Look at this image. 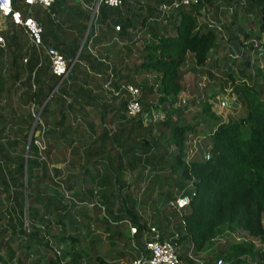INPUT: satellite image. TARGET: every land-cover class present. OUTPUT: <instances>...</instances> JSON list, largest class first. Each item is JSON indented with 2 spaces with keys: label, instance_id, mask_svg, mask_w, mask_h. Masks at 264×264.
Masks as SVG:
<instances>
[{
  "label": "trees",
  "instance_id": "obj_1",
  "mask_svg": "<svg viewBox=\"0 0 264 264\" xmlns=\"http://www.w3.org/2000/svg\"><path fill=\"white\" fill-rule=\"evenodd\" d=\"M164 1L167 0H144L147 4L140 8L145 14L143 18L123 19L115 29L121 38L124 28H133L136 22L144 36L152 38L142 43V62L138 67L146 74L155 75L156 86L153 90L148 83L142 84L139 101L142 113L148 109V95L156 94L158 103L165 110L159 119L145 118L149 110L135 118H125L124 97H118L117 103H108L102 98L88 102L85 98L91 90L85 92V86L80 88L82 93L78 90L71 93L70 90L78 85L72 77V71L78 68L76 62L71 66L67 80L60 81L46 99L57 78L50 72L46 54L44 57L40 49L29 45L32 49L22 69L27 75L20 84V104L22 108L33 105L38 122L32 126V117L21 115L19 124L22 126H18L13 138L2 136L5 120L14 119L15 115L8 116L0 104V196H3L0 207L4 203V208L0 209V256H4L7 264L13 259L18 264H27L32 257L34 260L28 264H90L91 260H94L91 264H108L103 256L114 254L110 259L119 258L121 254L111 249L122 239L128 242L133 238L135 244L140 245L147 224L156 225L162 238H172L175 244L182 245L178 257L184 264H193L196 260L193 255L206 249L212 240L225 232L253 235L254 214L259 208L264 210V101L261 100L264 94V0H244L240 13L252 15L249 30L232 31L233 34L242 33L246 40L256 27L254 39L257 44L250 43L248 47L261 57L262 64L258 66L249 58L242 64L245 68L255 67L254 76L260 80L261 88L257 90L250 86L242 70L233 81L229 70L226 76L238 90L234 93L244 107L239 112L234 111L231 120L209 124L204 133L198 130L199 121L184 119L181 111L186 106L178 107L172 103L182 91V65L189 59L193 67L206 64L209 51L217 50L222 42V38H217L222 31L219 25L198 22L200 3L227 13L229 7L233 9L232 0H198L165 15L162 22L156 20V6ZM15 3L13 0L16 7ZM232 11L228 14L234 23L239 14L237 10ZM230 39L238 38L230 36ZM16 57L12 55V62L15 63ZM42 69L49 70L50 84H39L37 74L42 73ZM20 75L17 73L12 77L13 83ZM4 84L3 81L0 83V92ZM9 89L8 86L6 96ZM78 94L82 97H77ZM85 107L99 111L101 146L91 142L78 152L72 145L89 137L87 127L93 123L83 110ZM202 108V113L207 115L205 107ZM20 112L23 114L24 110ZM108 117L115 121L114 131L107 127ZM122 119L125 124L120 123ZM198 132V144L201 143L202 148L196 156H189L186 142ZM40 138L44 149L39 154L33 141ZM59 140L81 160L78 172L66 175L62 182L56 180L59 168L53 166L49 172L44 157L51 154ZM162 141L171 150H165ZM204 151L208 152L206 159L203 158ZM166 169L173 175L169 179L180 190L177 195L188 198L180 215L173 207L175 196L169 189L163 191L164 187L158 183L162 176L159 172ZM131 172L134 176L128 180L121 175L127 176ZM45 187L50 188L51 193L45 192ZM59 187L68 193V204L58 197L56 189ZM155 189L160 203L149 216V222L140 211L149 202H154ZM163 195L166 196L164 200ZM167 201L170 212L158 216V213H165ZM99 206L104 211L100 216L95 215ZM25 213L28 229L23 226ZM176 214L172 232L166 231L168 217ZM91 224H95L92 230L89 229ZM127 224L135 228L131 236ZM90 234H93L91 238ZM189 251L192 256L188 255ZM217 258L222 264H263L264 247L255 249L251 243L235 244ZM214 260L208 259L204 264H212Z\"/></svg>",
  "mask_w": 264,
  "mask_h": 264
},
{
  "label": "rangeland",
  "instance_id": "obj_2",
  "mask_svg": "<svg viewBox=\"0 0 264 264\" xmlns=\"http://www.w3.org/2000/svg\"><path fill=\"white\" fill-rule=\"evenodd\" d=\"M239 1V2H238ZM230 5L233 6V11L237 10V13L239 15L235 16L236 21L234 23H231V19L229 18L230 11L227 10V13H223L222 9H216L214 6H209L206 3H202L199 6V16L197 17L198 22L202 24H209L211 21L213 24H217L221 27V30L218 34V39L222 38V42L217 48V50L212 49L208 53V59L206 61V64L202 66L193 67L191 65V60H187L182 65V78H181V85H182V91L177 95L174 103V105L178 107L186 106L182 109L181 113L184 114V119L187 122H196L199 121L198 124V130L202 131L203 133L206 132V130L209 128V124H213L215 121H227L233 119L234 111H241L244 107L242 100L238 98L234 91H238L237 89H234L231 83V80L228 76H226V73L230 70V74L233 78V81L236 80V78L239 75V70H242L246 74L247 83L252 86L254 89L260 90L261 88V82L260 80H257L254 76V69L253 68H245L242 64V61L245 58H249L254 64L260 66L262 64L261 57L257 54L255 55L253 53V50L248 47V44L254 43V34H256V27L252 29V32L248 39H244V35L242 34L244 31L249 30V19L251 18V14L245 13L244 15L240 13V10L242 9V3H240V0H237V2L232 1L230 2ZM80 10V18H86L84 19V23L87 27L88 21H89V11L85 9V11L88 13L87 16H85L84 9L81 7ZM83 10V11H82ZM244 10V8H243ZM98 19L100 18V14L96 16ZM95 17V19H96ZM239 30L242 33H234L232 31ZM231 32V35L230 33ZM230 36H235V38H238L236 40H231ZM145 37V36H144ZM225 56H227V59H224ZM155 75H148L144 72H141V74L138 75L135 80H128L127 83L133 84L141 88L142 84L148 83L150 86H152V89H155ZM133 81V82H132ZM261 100L264 101V94L261 95ZM220 101L224 102V107L220 106ZM146 102L148 104L147 111L150 112H156V105H160L157 101V95L151 93L148 95V98L146 99ZM202 106L205 107V111L208 112L207 115L202 113ZM161 108L162 105H160ZM207 108V109H206ZM20 110H24V113L22 116H27L28 114L32 117V126L33 124L38 120L37 117V110L33 105H28L27 107L21 108ZM145 110L142 111L141 114H144L147 112ZM162 115L165 114V110H162ZM4 112H7V115L10 116L11 112L5 108ZM197 114V115H196ZM203 115V116H201ZM159 117V116H158ZM203 117V121H200V118ZM21 117H17L15 115L14 119L7 118L5 120L4 129L2 132V136H6L7 138H13L15 135L14 132L18 129V126H22L19 124ZM53 118V117H51ZM146 118V117H145ZM93 121V120H92ZM38 122V121H37ZM88 126V125H87ZM25 127V126H24ZM24 127H22L24 129ZM94 127L88 126V132L89 137H84L80 143H74L72 146L77 147V151L81 152L83 151L84 147L88 145L90 140H92L91 135H93L94 132L97 130L92 131ZM32 129V128H31ZM31 131V130H30ZM33 132V129H32ZM200 132L196 136L189 137V140L187 143V150L192 152L194 149L197 151L201 150V143H194L192 142V139L197 140L196 138H200L199 136ZM192 138V139H191ZM164 145L165 150H171V147L166 146L165 141L161 142ZM41 150L39 154L42 152ZM71 148L62 143L60 140L58 141L57 145L54 146L51 154L49 156H44L47 158V164L49 168V172H52L53 166H57L60 170L59 175L56 177V180L58 182H62V180H65L66 175H74L78 172L77 167L80 165L81 160H79L75 154L71 153ZM18 151V150H17ZM200 152V151H199ZM43 157V155H41ZM57 157V158H56ZM160 178H159V185L164 187L162 190L166 192L167 189L170 190V193L172 196H176L180 190L178 187L174 186L172 181L169 179L173 175L169 174L168 169L162 170L159 172ZM140 175H145L146 172H139ZM169 174V175H168ZM131 176H133V173H130ZM167 177V178H166ZM131 177H127L126 180L130 179ZM166 178V180L163 181V179ZM72 183V181L70 182ZM166 183V185H165ZM45 185V184H44ZM168 186V187H167ZM157 189V186H156ZM156 189L154 191L152 199L154 202H149V204L144 208V210L141 209V214L143 218L147 219V221H151L149 218L150 215H152V212L157 210L159 208L160 200H158V195L156 193ZM50 188L45 187V192L51 193ZM56 191L59 193V198L62 199V202L65 204H68L69 197L68 193L63 191L61 187L57 188ZM143 191V188H140V192ZM164 192V193H165ZM163 195V200H164ZM0 200H3V196H0ZM95 200V199H94ZM166 200V199H165ZM158 201V202H157ZM162 202V201H161ZM168 201L166 202V205L164 207L165 213H158V216H161L163 214H166L167 212H170V209L168 206ZM4 208L0 207V209ZM95 215H102L104 214V211H102L100 208ZM180 215V214H179ZM24 217L26 218V213L24 214ZM176 216H170L168 217L169 223L166 224L167 228L166 231L172 230L173 227V221L176 220ZM254 220H255V226H254V233L252 236L247 235L244 232L240 231H233V232H225L224 234L218 236L214 240L210 242L208 247L204 250H201L193 255L194 263L193 264H204L208 259H211V261L215 258L217 259L219 254H222L227 251L228 247L235 244L240 243H251L255 249H262L264 247V210H261L260 208L256 211L254 214ZM164 222V220H163ZM156 224V223H155ZM164 224V223H163ZM162 224V225H163ZM156 226V225H155ZM95 227V224H91L89 226V229L92 230ZM159 230V229H158ZM160 232V230H159ZM95 233V232H94ZM97 234V233H95ZM91 238L93 234H90ZM133 244H135V241L133 238H130L128 242L124 239L119 241V244H117L113 249L115 252L121 254L119 258H114V254L108 255V257L103 256L104 262L108 264H129L130 259L133 255ZM136 245V244H135ZM177 250L179 252L181 251L182 245L176 244ZM104 248V246L102 247ZM192 249V248H191ZM190 250V249H189ZM102 252L99 253V255ZM190 251L188 252V255H191ZM102 256V255H101ZM192 256V255H191ZM247 261H250L249 257H246ZM34 260V258H29L28 263ZM94 260H91L90 264L93 263ZM27 263V264H28ZM0 264H7L6 259L4 256H0ZM10 264H18L15 259H13ZM26 264V263H25ZM87 264V263H86ZM182 264H184L182 262ZM264 264V263H263Z\"/></svg>",
  "mask_w": 264,
  "mask_h": 264
},
{
  "label": "crops",
  "instance_id": "obj_3",
  "mask_svg": "<svg viewBox=\"0 0 264 264\" xmlns=\"http://www.w3.org/2000/svg\"><path fill=\"white\" fill-rule=\"evenodd\" d=\"M92 1L53 0L51 7L48 9L36 5L25 8L22 6L21 0H16L15 5L22 10L23 14L29 15L40 24L42 29V48L40 50L44 57L43 48L51 46L69 61L71 66L75 62L78 65V68L72 71V77L76 78L75 82L78 85L70 90L71 93L76 90L82 93L80 88L85 86V92L91 90L89 96L85 98L88 102H92V99L95 98H102L103 101L106 100L108 103L111 101L117 103L115 101L118 96H112L109 88L116 89L119 85L127 83L128 80H133V78L137 80L136 78L142 72L138 67L142 62L140 54L142 43L152 38L149 35L144 37V31L139 28L136 22L133 24L135 27L124 28L122 31L124 35L120 38L115 31L119 28L116 24L122 23L123 19L130 21L131 18H137L138 16L143 18L145 14L140 8L147 3L144 0H126L119 8L101 6L97 12L98 16L100 14V18L96 17L95 23L91 26L85 38L84 34L87 27L84 19L86 18H80L79 8H83L85 16H87L85 5L90 4ZM0 38V76H2V81L5 83L0 92V104L19 118L22 115L20 109L23 107L20 104L22 92L20 84L27 75L25 71L22 72V69L26 59L30 57L29 51L32 48H30L21 28L11 24L6 18H0ZM84 39L85 42L83 43ZM13 54L17 56L15 63L12 62ZM37 65H39V62ZM42 70V73L37 74L39 84H50L48 80L49 70ZM70 72L69 69L62 79H57L50 91H53L60 81L67 80ZM17 73H21V75L13 83L12 77ZM109 75H111V82L107 88L105 83ZM8 86L10 89L7 93L8 96H6ZM77 97L81 98L82 96L78 94ZM83 97H85V93ZM83 110L87 112L90 120H93V123L88 124L89 127H94L92 131L97 130L91 135L93 141L90 140V142H93L96 146H101V140L98 139L100 130L97 115L99 111L98 109H88L86 107ZM108 120L110 123L107 124V127L110 128V131H114L115 121L113 122L110 117H108ZM120 123L125 124L123 119L120 120ZM121 175L126 179L129 176L132 178L134 173L133 176L130 173L127 176L125 173Z\"/></svg>",
  "mask_w": 264,
  "mask_h": 264
},
{
  "label": "built area",
  "instance_id": "obj_4",
  "mask_svg": "<svg viewBox=\"0 0 264 264\" xmlns=\"http://www.w3.org/2000/svg\"><path fill=\"white\" fill-rule=\"evenodd\" d=\"M126 0H93L90 4L85 5V8L89 11V21L84 34L86 38L91 26L95 23L96 14L101 6L109 8H118ZM198 0H167L160 2L156 6V20L164 21L165 15L170 12L177 10L180 7L189 6L191 3H197ZM233 1V0H232ZM244 0H240L243 4ZM53 0H21L23 7L40 6L44 9L51 7ZM201 5V3H200ZM229 11H232V7H229ZM0 18H6L11 24L21 28L23 34L25 35L27 42L30 46L34 47L36 50L42 48L41 40V26L40 24L32 19L29 15L23 14L22 10L13 5V0H0ZM213 24L211 21L208 25ZM219 27V26H218ZM252 45H256L257 41L254 39ZM1 42V38H0ZM85 42V39L83 43ZM49 61V69L51 74H53L57 79H62L70 69L71 63L67 61L55 48L51 46H46L43 48ZM108 80L105 83V87H109L111 82V75L108 76ZM109 91L112 96L124 97L126 102L124 106V116L127 119H132L141 114L142 105L139 101L141 95L140 88L136 85L125 83L119 85L116 89L110 87ZM220 106L224 107V102L220 101ZM163 109L160 105H156V112H150L145 115L147 119L149 116L151 119L162 118ZM159 116V117H158ZM38 118V113L37 117ZM194 143H198L199 139H192ZM34 144L38 148V152L44 149V144L42 138L35 139ZM197 150L194 149L190 152L189 156H196ZM189 153V151H188ZM203 158H208V152L204 151ZM188 204V198L185 195H177L173 201V207L180 214L181 210ZM89 206L92 204L89 203ZM103 211V207L99 206ZM28 220L25 218L23 226L28 229ZM130 236L135 233V228L130 224H127ZM146 230L142 236L140 245L133 244V255L130 259L129 264H181L178 257L177 245L172 240V238H162L161 232L155 225L147 224ZM212 264H222V260L217 258Z\"/></svg>",
  "mask_w": 264,
  "mask_h": 264
},
{
  "label": "water",
  "instance_id": "obj_5",
  "mask_svg": "<svg viewBox=\"0 0 264 264\" xmlns=\"http://www.w3.org/2000/svg\"><path fill=\"white\" fill-rule=\"evenodd\" d=\"M51 92H52V91H50V92L47 94L46 99L48 98V96L50 95ZM30 132L32 133V129H31ZM31 133H30V134H31Z\"/></svg>",
  "mask_w": 264,
  "mask_h": 264
}]
</instances>
